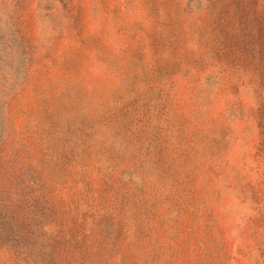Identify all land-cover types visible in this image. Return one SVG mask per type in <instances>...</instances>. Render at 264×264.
<instances>
[{
  "label": "rangeland",
  "instance_id": "obj_1",
  "mask_svg": "<svg viewBox=\"0 0 264 264\" xmlns=\"http://www.w3.org/2000/svg\"><path fill=\"white\" fill-rule=\"evenodd\" d=\"M0 264H264V0H0Z\"/></svg>",
  "mask_w": 264,
  "mask_h": 264
}]
</instances>
